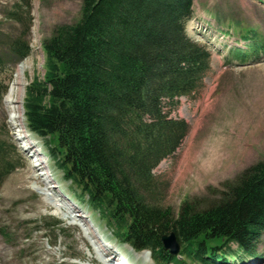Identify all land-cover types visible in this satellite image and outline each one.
I'll return each instance as SVG.
<instances>
[{
	"label": "trees",
	"instance_id": "16d2710c",
	"mask_svg": "<svg viewBox=\"0 0 264 264\" xmlns=\"http://www.w3.org/2000/svg\"><path fill=\"white\" fill-rule=\"evenodd\" d=\"M21 2L30 17L31 0ZM193 14L194 0H82L79 19L42 42L44 72L26 87V124L74 197L121 242L151 251L157 264H236L255 255L264 231V159L204 205L186 200L175 213L147 196L154 169L190 130L171 110L212 71L213 51L186 34ZM242 35L247 49H230L233 58L264 53L258 32ZM25 36L9 42L18 60L30 55ZM7 146L0 137V180L17 168ZM171 232L177 255L162 244Z\"/></svg>",
	"mask_w": 264,
	"mask_h": 264
},
{
	"label": "rangeland",
	"instance_id": "374dc122",
	"mask_svg": "<svg viewBox=\"0 0 264 264\" xmlns=\"http://www.w3.org/2000/svg\"><path fill=\"white\" fill-rule=\"evenodd\" d=\"M81 6L82 0H31L29 17L21 0H0V137L17 165L0 180V264H108L104 248L115 256L125 251L132 264L156 261L150 252H136L118 240L97 213L74 197L46 146L27 128L25 90L44 72L42 42L56 27L74 24ZM245 29L264 37V0H194L186 34L213 51L212 71L194 98H179L170 112L190 130L154 169L153 192L147 195L151 203L178 213L186 200L198 206L218 200L264 159V53L242 61L230 52L247 49ZM25 32L31 51L18 60L9 42ZM21 62L25 67L18 74ZM24 144L33 147V158ZM245 256L238 264H264V231L255 255Z\"/></svg>",
	"mask_w": 264,
	"mask_h": 264
},
{
	"label": "bare ground",
	"instance_id": "6f19581e",
	"mask_svg": "<svg viewBox=\"0 0 264 264\" xmlns=\"http://www.w3.org/2000/svg\"><path fill=\"white\" fill-rule=\"evenodd\" d=\"M22 63V62H21ZM18 74H20V72H23L24 70V63H22L21 65H18ZM12 87L10 88L9 94H11L12 92ZM41 191V190H40ZM101 252L106 255L107 257H109L110 260L114 261L116 264H132V262L130 261V257L127 253H125V251H119L116 256L110 254V252H108L105 248L103 250H101ZM122 252V254L120 253ZM116 258V259H115Z\"/></svg>",
	"mask_w": 264,
	"mask_h": 264
},
{
	"label": "water",
	"instance_id": "95a60500",
	"mask_svg": "<svg viewBox=\"0 0 264 264\" xmlns=\"http://www.w3.org/2000/svg\"><path fill=\"white\" fill-rule=\"evenodd\" d=\"M162 243L164 249L169 250L171 254H176L179 250V245L177 243L176 236L173 232H171L169 235H163Z\"/></svg>",
	"mask_w": 264,
	"mask_h": 264
}]
</instances>
